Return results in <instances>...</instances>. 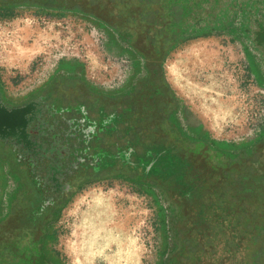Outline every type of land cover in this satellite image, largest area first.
<instances>
[{
  "label": "flooded vegetation",
  "instance_id": "af4514ba",
  "mask_svg": "<svg viewBox=\"0 0 264 264\" xmlns=\"http://www.w3.org/2000/svg\"><path fill=\"white\" fill-rule=\"evenodd\" d=\"M23 5L90 17L117 38L116 29L130 33L125 49L144 74L112 95L65 77V68L19 104L0 84V159L13 178L0 214L2 260L34 264L81 184L121 175L169 202L173 244L164 264H264V138L235 151L184 131L188 113L162 72L170 33L161 8L145 24L140 13L153 7L135 0H0V9Z\"/></svg>",
  "mask_w": 264,
  "mask_h": 264
},
{
  "label": "rangeland",
  "instance_id": "374dc122",
  "mask_svg": "<svg viewBox=\"0 0 264 264\" xmlns=\"http://www.w3.org/2000/svg\"><path fill=\"white\" fill-rule=\"evenodd\" d=\"M193 3L182 39L163 60V77L212 139L240 151L258 143L254 140L264 130V58L252 41L264 22V1ZM4 10L0 84L12 103L30 99L69 62L74 68L65 77L79 78L104 94H123L144 74L141 58L90 17L27 5ZM218 20L230 26L204 31ZM241 22L246 27L240 31ZM227 28L238 36L230 39ZM195 30L205 34L194 35ZM12 188L10 164L0 159V214ZM99 203L108 206L112 219L87 259L88 219ZM171 217L169 202L154 186L121 175L87 180L51 222L49 246L60 264H164L173 244Z\"/></svg>",
  "mask_w": 264,
  "mask_h": 264
},
{
  "label": "trees",
  "instance_id": "16d2710c",
  "mask_svg": "<svg viewBox=\"0 0 264 264\" xmlns=\"http://www.w3.org/2000/svg\"><path fill=\"white\" fill-rule=\"evenodd\" d=\"M135 1L143 2L145 5L153 7V9H149L147 12L140 13V18H139L140 22L145 24L154 23V21L156 20V16L159 17L157 11L158 8L156 7H160L161 10L163 11L162 13L164 18H167L169 20L167 27L170 33V37L168 38L169 41L167 43L166 48L164 49V53H163V60H164L167 53L182 39L184 32L185 18H187L191 14V12L193 11V6L195 4L193 3V0H135ZM7 9L9 8H6L5 10ZM4 13H6V11ZM224 23L225 22L220 23L219 20L215 21V23H213V26L206 27L204 31L214 30L216 28H222L225 27V25L230 26V22H228L227 24ZM116 32L118 34V38L124 43L130 41V37H131L129 36L130 33L122 32L117 29ZM194 33H195L194 35L205 34V33L202 34V32H199L197 30H195ZM255 34H256L254 38L255 42L258 45L262 46L264 49V22L260 23L259 29ZM263 138L264 136L261 138V140ZM232 146L236 148V146L234 145ZM49 233L50 234L47 238V242L42 246L41 244L38 245L36 249L37 254L34 260V264H60V261L58 260L57 256L54 254V252L49 246V243L54 240V234L51 230H49ZM0 264H16V261L14 262L3 261L0 253Z\"/></svg>",
  "mask_w": 264,
  "mask_h": 264
},
{
  "label": "crops",
  "instance_id": "0c3cea01",
  "mask_svg": "<svg viewBox=\"0 0 264 264\" xmlns=\"http://www.w3.org/2000/svg\"><path fill=\"white\" fill-rule=\"evenodd\" d=\"M259 25L260 24H258L257 25V28H256V30H255V32H254V37L252 38V41H253V43H254V45H255V47L256 48H258L259 50H260V52H262V57L264 58V49H263V47L262 46H260V45H258L256 42H255V40H254V38H255V36H256V32L258 31V29H259ZM245 27H246V23L244 22L243 24H242V22H241V26H240V31L241 30H244L245 29ZM227 30V34L230 36V39L231 38H234L235 36H238V34H237V31L236 30H234V29H231V28H227L226 29ZM117 38V37H116ZM117 40L119 41V43L120 44H122L121 42H123V41H121L119 38H117ZM124 43V42H123ZM248 50V49H247ZM246 51V50H245ZM67 65V66H66ZM66 65H62L61 66V68H62V72H67L66 71V69L67 68H71V69H73L74 68V64L73 63H66ZM71 66V67H70ZM263 67V66H262ZM261 67V68H262ZM66 68V69H65ZM256 72V71H255ZM259 73V72H258ZM48 82H49V80H47ZM48 82H46V84L48 83ZM260 83L262 84V85H264V78H262L261 79V81H260ZM177 101H178V103H179V106L180 107H182L183 109H186V111H187V113H188V115H187V119L189 120V122H187V120L185 119V117L183 116L182 118H184V124H182V128L184 129V131L186 132V133H188V134H190V135H192V136H195V137H204V138H206V137H208L209 136V133H208V128L204 125V123L201 121H198V120H196L195 118H197L198 116H196L195 114H194V112L192 113V114H190V112L188 111V109L187 108H185L184 107V105L177 99ZM178 114H180V112H178ZM181 115V114H180ZM194 117V118H193ZM198 119V118H197ZM200 120H201V118H199ZM191 125H192V128H191ZM264 136V130H263V132H262V134L257 138V139H255L254 141H259V140H261V138ZM210 137V136H209ZM211 138V137H210ZM212 139V138H211ZM253 142V141H252ZM252 142H249V143H247L246 145H245V147H244V149L243 150H245V151H247L248 149H250L251 147H252V144H254V142L252 143Z\"/></svg>",
  "mask_w": 264,
  "mask_h": 264
},
{
  "label": "bare ground",
  "instance_id": "6f19581e",
  "mask_svg": "<svg viewBox=\"0 0 264 264\" xmlns=\"http://www.w3.org/2000/svg\"><path fill=\"white\" fill-rule=\"evenodd\" d=\"M97 209L89 216V226L86 232L87 247L85 251V257L90 259L91 255L95 252L94 245L100 244L99 239L102 237V234L108 230V224L112 219V213L108 209V206H105L104 203L97 204ZM97 218H99L98 222ZM101 221V225L98 223ZM113 234V233H112ZM111 235V232H110Z\"/></svg>",
  "mask_w": 264,
  "mask_h": 264
}]
</instances>
